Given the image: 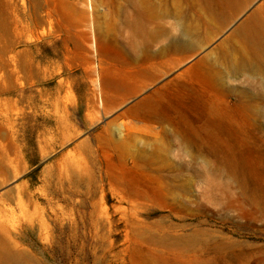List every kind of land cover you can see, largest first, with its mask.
Wrapping results in <instances>:
<instances>
[{
	"label": "rangeland",
	"instance_id": "rangeland-1",
	"mask_svg": "<svg viewBox=\"0 0 264 264\" xmlns=\"http://www.w3.org/2000/svg\"><path fill=\"white\" fill-rule=\"evenodd\" d=\"M86 3L0 0V253L264 264V81L193 67L264 0Z\"/></svg>",
	"mask_w": 264,
	"mask_h": 264
},
{
	"label": "bare ground",
	"instance_id": "bare-ground-1",
	"mask_svg": "<svg viewBox=\"0 0 264 264\" xmlns=\"http://www.w3.org/2000/svg\"><path fill=\"white\" fill-rule=\"evenodd\" d=\"M86 6L88 7V9H92L91 0H87ZM232 10L230 11L232 12ZM223 16L225 15L223 14ZM208 18V20L213 22H215V20H220H218L213 13H209ZM180 34L181 37L174 40V43L176 42V45H174L176 49L195 50L201 49L205 45V42L200 40L198 41L194 38L195 28H193L191 25L182 26L180 29ZM183 35H185V37L182 39ZM211 38L212 36H209L208 40H210ZM208 57L211 59H209ZM219 65H224L226 74L239 76L244 72H251L257 75L259 79H261V83H263L264 4L261 5L257 11L250 14V16L245 19L244 22H242L238 27L233 29L224 40L218 42L211 50L207 51L204 55L198 58L197 61L194 62L193 67L204 70V79H206V81L209 82L210 85L214 87H221L224 86V81L219 74ZM5 248L8 250L10 247ZM5 248L4 250H6ZM24 258L25 256H22L19 252H14L13 255L10 252L3 254L0 253V264H17L15 262L17 261V259H19L20 262L21 260H23L20 263L23 264V262L26 261V259Z\"/></svg>",
	"mask_w": 264,
	"mask_h": 264
}]
</instances>
